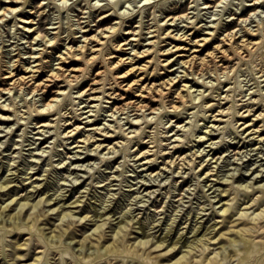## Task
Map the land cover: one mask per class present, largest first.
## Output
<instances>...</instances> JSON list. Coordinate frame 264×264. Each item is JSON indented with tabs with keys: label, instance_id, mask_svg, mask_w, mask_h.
<instances>
[{
	"label": "rangeland",
	"instance_id": "rangeland-1",
	"mask_svg": "<svg viewBox=\"0 0 264 264\" xmlns=\"http://www.w3.org/2000/svg\"><path fill=\"white\" fill-rule=\"evenodd\" d=\"M5 1H9V0H0L1 8L8 5L14 7L17 6L16 10H14L12 13L7 12V15L4 17V19L0 20V49L3 48L5 50V53L8 51L6 60H11V64L16 63L18 61L19 55L17 53L20 50L22 51L25 57H29L31 55V51H35V49L37 48L45 47L46 41L44 42L45 39L42 38L45 35H47V33H48L47 37L49 38L54 36L55 32L59 30V28H54L56 26L61 25L60 28L64 30L62 35L66 37L70 32L69 30L70 27L72 26L71 24H73L72 26L73 28L76 27L77 29H80L79 21L83 19V20H87V22L85 21L86 23H84L83 25L87 24L89 21L91 24H88L87 27L89 28L92 26L94 28L93 31L86 32V34L88 36L95 34L97 31H99V29L95 30V28L98 27L96 23L100 19H102L101 17L103 13H106V11L112 13L111 15L112 23L119 20V14L123 16L124 13H126L125 16L127 17L126 18L127 20L130 19L131 17L136 16L134 22L126 21L125 23L126 27L129 28L128 30L134 31L135 33L140 31V25L142 23L141 21L143 20L144 25L146 26L144 30L147 32L145 34L146 37L154 33H157L156 31L149 32L150 30L157 28L156 26L152 27V25H154L156 22L155 15L158 17V19L162 20L161 23L162 24L164 23L165 27L174 29L175 32H179V33H183L187 31L189 28L190 31H195L197 30V28L195 26L191 28L190 26L192 24L195 25L196 23H199V27H202L200 31H198L197 34L194 35L189 34L190 36H194V38L197 39H201L202 37L208 36L209 34H207V32L212 31L214 29L213 25L215 26L217 22H220V24H222V27L224 29L228 27L230 29L235 27L239 32L238 35H244L246 33L245 30L246 24L248 28H252V29H255L259 25L264 24V3H261L262 0L259 3H257L255 6L252 4L254 0H224L219 2V5L215 7H209V5H213L216 3L215 0H159L156 7L153 6L157 2L156 0H151L149 5L145 4L146 2L144 0H19V2L16 4L9 2L5 3ZM205 1H208L209 3L206 4ZM115 2H117L116 7L113 6ZM104 7L107 8H105L104 10H98L99 8L101 9ZM177 7H183V8L185 7L183 11L187 12L189 15L188 16L185 15L186 17L176 19L175 21H173L172 19H170L172 14L169 15V13L171 12L172 9H175ZM244 11L245 13H243ZM92 12H93L92 14L93 16L91 17L90 15ZM0 13H2V11H0ZM248 15H250L248 20L244 21L243 17ZM81 16H87V17L79 19V17ZM193 21H195L196 23H193ZM111 22L107 24H112ZM32 23L34 25L30 29V31H25L23 27L26 26L28 28V26ZM171 23H173L174 25H171ZM177 24H179L180 26H175ZM105 26L106 24L102 25L101 28ZM148 26H151V29L148 28ZM39 27L41 29L40 31L41 35L36 40H33L32 34L35 32V29ZM179 27L181 29L177 30V28ZM83 33H84L83 31H79L77 35H82ZM132 37L136 38L138 36L128 34V38H132ZM155 38L156 37H151L149 39H142V40L144 43H148L149 41ZM39 39H40V43H37ZM79 39H84V37L79 36ZM69 40L70 38H68L66 41H63L66 44V46L68 44L73 43V42L68 43ZM135 42L136 40L134 41V43ZM163 43H166L164 45H167L168 47H172L173 44L176 43L177 45H182L186 47L193 46L192 49L196 47L199 48V46L195 44L196 43L195 40L189 43L185 40H175L173 38H167V40L163 41ZM19 46L20 49L17 48ZM31 46L33 47L32 49ZM129 46L132 47L133 45H129ZM147 47H149V44H146L144 47H140L138 49H143ZM212 49L213 48L209 46L207 48H204L203 51L200 52L197 51V53L201 56H204L207 51ZM64 50H65L64 46H61V49H56L53 47L48 48L47 50L48 53L52 55V62L49 63L50 66L48 63L44 62V67H43L44 73L42 74L43 78L45 77V73L52 66L57 67L58 65H63L65 66V68H72L81 65L82 62H59L60 59H58V56ZM128 51H132V49H128ZM189 52L190 51L187 50H180L172 55H175V58H177L178 54L183 53L184 55H188ZM127 55H129V53L126 54V56ZM153 56H155V54ZM170 56L171 55L169 56L162 55L161 58L165 59ZM149 58H152V56H148L144 58L141 62H137V64L139 65H142L144 63L148 64V67L144 68L143 70H139L137 72L138 78L142 77L139 80L140 81L139 83L141 82H143V84L146 83L152 84L153 82L159 83L163 78H168L169 76H176V74L182 75L184 73L185 68L181 62L175 63L173 67H170V69L175 71L173 73L167 70L168 65H161L160 62H147V59ZM31 59H35V58H31ZM29 60L30 59L28 58L27 64ZM245 60L244 61L242 60L243 62L240 61L239 64H237L236 62H232V65H234L233 66L234 69L231 70L229 75H225L224 73L220 72V74L216 76V74L212 72L202 76L204 81L207 80L208 85L210 84L212 85V86L210 85L209 89L204 85L200 84L199 82H196V78L191 79L189 81V84H193V88L195 89L194 94H196L197 97H199V93H198L199 91L205 90L204 88L208 89L206 91L205 100H208L210 103L215 102L218 108L219 106L217 104L220 101L219 100L221 97L220 94H222V96H225L227 93H229L232 94L231 95L232 97L230 96L229 99L233 98L230 101H228L227 98L221 99L222 100L221 105L223 107L230 106L235 98V100L237 99V103H240V105H237L238 109L241 108L242 105L249 103L252 100L250 99L251 96L257 99L262 98L263 100H261V103H253L254 110H252L251 113L256 112L257 114L260 112H264V96L261 94V91L264 90V74H262L264 73L263 51L254 55L252 58ZM107 65L108 62H101V63L99 62L98 64L91 65L90 68L92 69V71L95 70V73H97V71L104 69ZM126 66L127 64L118 65L117 71L120 70L125 71ZM21 67L22 65H19L20 70L18 71L17 68L15 69L17 76H20L23 73H25L24 70H21ZM112 71L113 69L109 70L108 72L112 74L113 73ZM100 74L102 73L99 72V74H97L96 77L99 78L101 76ZM137 74L130 75V77L132 76L136 77ZM215 77L218 79H216ZM211 80L212 83H210ZM100 81L103 82L92 85H94L95 87L100 86L106 80H100ZM110 81L111 83L107 84L106 86L108 87V90L112 91L114 88H117V86L115 85L114 79H111ZM4 83L5 81L0 78V87L4 86ZM65 83L66 82L64 81H60L59 85ZM229 85H232V87ZM89 86L90 85H88V82H84L83 80L81 84L78 85V87L77 86L73 87L70 93L66 95L67 97H65V99L63 100V105H62L63 107H61L60 109L64 108L63 112L67 111L66 115H68L67 117L70 118L69 122L71 123L75 122L76 124H81L82 126H85L87 129L86 131L87 134L89 132H93V129H90L91 127L99 126L100 128H98V131L100 132L97 133L96 138H100V139L106 136L105 134H103L105 133V131L107 130L112 131L111 128L117 129L120 126H123V128H125L124 132L127 133L130 132L128 134L129 136L131 134L137 135L134 137H127L120 135L119 137L112 139L110 145L114 144L117 140L121 141L116 146V150L118 151L114 152L109 150V148L103 149V147H101L100 150L95 152V155H99V156H94L92 159H84V157H86L89 152L91 153V150H88L87 144H85L86 142L79 141V143L78 142L72 143L75 137L66 138L65 133H63L65 135L58 134L57 130L55 129L56 127L45 128V130H49V132H45V133H54V136L50 137L48 141L41 144L42 137L44 135L41 134V130H43L44 127H39V125L41 124V122L51 120V118L58 116V114H53L50 116V118L38 119L36 118L37 116L35 114H32L30 112L31 109L27 111V109L30 108L28 106L30 104H34L35 102L40 107L42 106L43 101L41 100V95H34L33 93H31V91L28 90V88H26L23 91L25 96L23 92H21L20 90L18 91L17 89H14L10 93H4V96L2 98V100L7 99L5 101L6 103L8 102L10 103L12 101V106L13 103H15L16 101V103L18 104L16 103L15 104L17 106V109L20 110V112L19 115H15L14 114L15 112L11 113V111L10 112L8 111L4 114L12 115L10 118L13 117L16 118V120L0 121V181L1 180L5 181L6 179H10V178L12 179L11 185L9 186L8 189L6 188L4 190H0V205L6 206L7 204H9L12 206V208H10L11 206L8 207L7 211L4 212L3 216L0 217L1 222H3L8 217L7 213L9 212L16 213L20 209V205L17 204V199L23 197V195L25 196L31 195L30 196L31 202H35L42 197L45 199L47 197L48 198L53 197V200L51 202H46V203L43 202L38 208H36V209H41L42 212L44 213L48 212V214L42 216V219L38 222L39 223L38 226L39 225L42 226V228H44L45 231L48 232L47 235H50V231L53 227H55V225L65 223L70 219L71 220L73 219L74 221L73 227L69 229L71 230V235L75 236L71 245L72 247L68 248V246L66 245L68 241L70 242V238H66V237L63 243L61 244L59 242L56 243L57 246L56 245L45 246L43 243L42 246L36 248V252L34 253L35 255L42 254L43 252L46 254L45 259L40 264H67L66 261H68L69 264H77L76 256H74V254L75 255L78 254L77 248L79 249V243L77 241L79 239H82L85 235L94 232L96 221L97 223L99 222L104 223V228L106 229L107 237H108L107 239H109V241H112L113 239H111L110 237H113V234H115L116 232L115 230H113V228L118 223H120L124 218L128 217L131 219L133 217L134 220L131 221L132 224L128 225L130 232L128 234V238H130V243L134 242L135 244H137L139 240L143 237L144 230L146 234L149 235V237H154V241L157 240L159 237L165 236V234L169 233V231L171 230L169 236L171 238L168 240V242H170V240L175 241L176 239H179L183 235L184 237L182 240H184L185 238L193 240L197 237V235H195L196 227L198 230V227L200 226L201 227L200 230L204 229L205 231L207 227L211 225L215 226V224L218 225L216 226L218 228H216L214 232L217 229H219V227H221L220 229H222V231H226L229 237L233 238L236 235L231 234V231L228 229V226L232 224H238L244 219H247L248 221H252V222H257L260 220V219L252 220V217L253 216L257 217L258 213L264 212V137L261 138V136H264V133L258 136L257 134L259 133L249 134L250 130H248L249 133L246 131L244 132V136H242L244 131L242 130L243 125L241 126L242 128L239 127V130L233 127L234 125H236L237 121H239V123L237 124L238 126L241 124V122L244 121H252V122L257 121L256 127L261 126L264 123L263 114H262L263 116L262 115L260 116V119L258 118L253 120L251 118L253 117L256 118V117L255 115H252L250 118L249 116L236 117V119L233 121L234 124L233 123L228 124V121L223 122L221 124L222 126H224L223 129L221 128L220 130L217 131L214 130V132H212V133H220L217 137H215V139H213L215 142L216 141L217 142L211 143V140L208 142H204L203 140V139L205 140L208 139L211 135H208V137L203 138L202 142L200 141L198 135L199 136L205 135L206 129L208 130V128L209 129L212 128L213 127L211 126L212 124L214 123L219 124V122H217L216 120H210L209 118H205L204 116H202L201 113L204 114V112L207 109L208 112L210 113H219V109L213 111L216 106L214 108L206 107L204 109L205 107L203 106V104H205L203 101L204 97L203 98L201 97L200 98L201 100H199V98L198 99L196 98L195 103H190L192 105H190L189 109H187L188 113H185V115L188 114L190 117H184L181 120H177L178 116L176 114H171V111L163 112V113L162 112L151 113L150 112L151 110H146L145 113L147 117L149 116V119L153 117V119H151L150 121L145 122V119L143 118L141 120L142 122H140L142 123L143 126L142 129L144 130V131L141 130L142 134L145 137V140L149 142L147 145V144H141V142L139 141L140 136H138L139 133L138 134H136V132L133 133V129L138 128V125L131 126L132 123L129 122L130 118L136 117V114H134L135 111H130V109H128L125 110V112L123 111L113 112L114 107L112 108V105H114L113 101H115V98H111L108 96L105 97L106 101H103L102 104L103 106L101 108L102 110L98 113V116H90L89 118H83L84 116H88L91 113L93 114L97 113L96 112L97 107H94V109L96 108L94 111L91 110L87 113H84L83 117L78 116L79 118H81V120H76L75 112H74L76 109L78 110V112L92 109L91 106L87 108H81L82 106L87 105L88 104L87 102L82 103V105H79L78 103L82 100L81 97H78L79 89L81 87L87 88ZM112 86L114 88H109ZM234 87L235 90H233ZM196 88H198L199 90L198 89L196 90ZM117 90L119 92H123L128 96L130 95L129 92L124 91L123 88L121 89L118 87ZM16 91L17 93H15ZM255 91H257V93H255ZM71 94L73 97L71 96ZM93 94L103 96V93H101V91L95 92ZM245 94L247 95L245 96ZM208 95L209 96L211 95L212 97L210 98L208 97ZM84 98H88V97L85 95ZM134 98H136V96ZM25 99L26 102L28 103L25 102ZM32 99L35 102L32 101ZM73 99L76 100L75 104ZM99 102L97 100H93L91 104H97ZM248 107L249 106H245L244 109L242 108V110H245ZM196 110L198 111V113ZM140 111L139 113H141ZM194 111L195 113H197L196 116ZM127 116L129 118H127ZM221 116L224 119L226 118L228 119L229 117L227 115L218 114V117ZM141 117H143V114H141L140 118ZM20 118L22 119L20 120ZM90 118L92 119L98 118L100 119V121L96 123H87L86 121ZM190 118H192V120H190ZM118 119L120 120L117 121ZM211 119H213V117ZM21 121H23V123L25 124L22 125ZM38 121L39 123H37ZM51 121L52 124L54 125L53 120ZM64 122L65 120H62L61 123L64 126L61 128L60 131H67L69 129H72L73 126L75 127V125H70L68 126L67 130H65L67 125L64 124ZM143 122L145 123L143 124ZM193 122L194 123L199 122L201 125L199 124V126H195L196 128H193V125H190L193 124ZM106 124L109 125L110 128H105V126H107ZM179 124H186V127L180 126L179 128V126H177ZM165 125L168 126L170 125V126L167 127ZM191 131L192 133H195V135H192ZM158 136L160 137V139L158 138ZM176 136L178 139L176 138ZM83 137H85V135L79 136L78 139ZM173 137L175 138V140ZM254 138L257 139L254 140ZM109 141L110 139L104 142L105 144H107ZM238 141H240L241 143H239L238 147H236L235 143H238ZM177 143L180 146L181 144H183V147H181V150L178 152H176L177 148L174 146ZM75 144H80L83 146L74 147ZM151 144L154 146H151ZM231 144L233 145L232 147ZM88 147L93 148L95 147V145L88 144ZM148 148H153V150H151L150 153H154L159 149L158 152L159 166L151 170H148L150 165H146V166L141 165V162H143L145 159H139V156L137 155L140 152V149L143 151ZM194 149L199 150V156L197 157L195 155L196 164L192 163V161H190L191 164H188L185 161L191 160V156L195 152ZM104 151H106L105 154L103 153ZM107 151L109 154L107 153ZM236 151L239 152L236 153ZM164 152H170V154L169 155L164 154ZM92 153L94 154V152ZM101 153H103L104 155H102ZM173 154H175V156ZM179 154H181V157L178 158L176 163L172 164V166L171 164H168L166 162L167 159H168L167 161H170L171 159H176L177 158L176 155ZM105 156H110L111 158L109 157L110 159H108V157L106 158ZM153 156L154 155H149V157H153ZM79 157H83L81 158L82 160H77ZM183 157H186V159H182ZM203 158H205L206 160ZM126 159L127 160L131 159V160L127 161ZM203 161H204V166H207L209 168V169L205 168V171H207V169L210 170L212 168L213 174H211L212 176L207 175L208 178L206 177V172L203 171L204 168H201L200 162ZM177 162L179 163L177 164ZM192 164H194L195 166ZM197 164L199 165V167ZM145 167L148 168L144 170ZM177 170L179 171L181 170L182 173L178 172ZM151 171L154 174L156 172L155 174L156 176L154 178H156L157 181H154V178H151L152 177L150 175ZM158 171H160V174H157ZM145 177L148 179L151 178L152 181H154V183H156L157 185H154L151 188H149L150 190L144 189V186L141 187V184L143 183L142 181H144L143 179ZM214 177L216 179H214ZM148 179L147 181H149ZM183 180L185 181L183 182ZM152 181H149V183ZM33 184H35L36 186L35 185L33 186ZM224 189H228V191L224 192L223 191ZM13 197H18V198L12 200ZM74 199L75 200L82 199V201L77 206V203H70L72 202V200L75 201ZM257 199H259L258 200L259 202L257 201ZM225 202L229 203L231 206L229 213L234 214L232 217V219H235L234 222H226L224 219L225 217L222 216L221 210L223 209V205H227L224 204ZM58 203L60 204L62 203L63 207L61 206V208L59 209L57 208L53 209V207L58 205ZM253 204H255V206ZM258 205L260 206L258 207ZM27 209L28 212L30 211L33 212L36 210L33 209V207H31L30 204L25 208V211ZM62 209L63 211L72 210L73 211L71 216L72 218H70V216L64 219L60 218L61 215L63 214L60 213ZM217 209L220 210L221 212H218ZM95 211L96 212L99 211L100 214H103V216L101 217L97 216V218L95 217V219H91L92 215L93 217L95 216L96 213ZM244 212L250 217L247 218L246 216L244 217V219H241L242 214H245ZM138 219H142L144 221V225H145L144 230L138 228L140 224V223L138 224L137 222ZM8 221H10V219ZM245 226L250 228V224L244 225L242 223L236 227L243 228ZM74 227L75 229L72 231ZM214 232L213 231L209 232V234L203 237V239L206 238L207 236L209 238L214 234ZM29 236H30L29 234H24L22 237H20L19 235L8 236L5 235V230L4 231L0 230L1 248L12 250L13 247L12 243L9 244L7 240H9V242H11V240L12 242H17L16 245L18 246L19 243L26 241L27 239L29 240ZM36 236L38 237L39 235ZM208 238L206 239V242L204 244L206 248L200 245L196 249H193L194 253L196 254L194 256V258L196 257L194 261L195 263L198 262L197 260L203 259V256L206 253H209V257H214L216 255H219L220 258V256H222L219 254L220 251L222 250V244L230 243L229 239H226V241H223L222 243H217L218 240L216 238H212L211 240H208ZM66 239L68 241H66ZM242 243H243L242 241H239V244L235 246L232 245L229 247V249L238 248L240 245H242ZM96 244L97 241L94 238L93 242L90 244L93 247L92 249L96 248ZM179 244H182V242H180ZM100 246H102V244ZM85 247L86 246H84L81 250H79V252L84 251L86 249ZM55 248L57 250H55ZM101 248L103 249V247ZM185 248L182 247L181 249L184 252H186V250H184ZM62 250L66 253V257L60 255L59 251ZM165 250L166 249L163 250L157 249L155 250L154 254L164 252ZM183 251L180 252V254L183 253ZM128 259L127 261L119 260V262H117L116 264H152L153 263L150 259L148 262V260L146 261L142 257L141 258L129 257ZM3 261L4 259L2 260L0 259V264L3 263ZM31 261L32 258L26 260L25 262L29 263ZM249 261L250 260L246 258L245 262L249 263ZM23 262L24 261H19L18 264H21ZM235 263H238V261L237 262L235 261L234 264ZM94 264H96V262H94Z\"/></svg>",
	"mask_w": 264,
	"mask_h": 264
},
{
	"label": "bare ground",
	"instance_id": "bare-ground-1",
	"mask_svg": "<svg viewBox=\"0 0 264 264\" xmlns=\"http://www.w3.org/2000/svg\"><path fill=\"white\" fill-rule=\"evenodd\" d=\"M144 1L146 2L145 4H148V5L151 2V0H144ZM156 1H157L156 4L153 5L154 7L157 6V3L159 0H156ZM221 1H224V0H215L216 3L213 5H209V7H215V6L219 5V2H221ZM260 1L261 0H254V2L252 4L255 6ZM6 2L16 4L19 2V0H9V1H5V3ZM205 3L207 4L209 2L205 1ZM261 3H264V0H262ZM114 4H113V6L116 7L117 2H115ZM256 7H255V9H256ZM105 8H107V7H104L101 9L99 8L98 10H104ZM16 9H17V6L14 7V6L8 5V6L1 8V5H0V11H2V13H0V20L4 19V17L7 15V12L12 13ZM184 9H185V7L184 8L183 7H177L175 9H172L171 12L169 13V15L172 14L170 19L175 21L176 19L186 17L185 15L188 16L189 14L187 12L183 11ZM255 12H256V10H255ZM130 13H132V12H130ZM243 13H245V11ZM92 14H93V12L90 15L91 17L93 16ZM125 14L126 13H124L123 16L119 14V20L112 23L111 22L112 13L109 11H106V13H103V15L101 17L102 19H100L96 23V25L98 27L95 28V30L99 29V31H97L95 34H93L91 36H88L86 34V32H91L94 30V28L92 26L89 28L87 27L88 24H91V23L88 21L87 24L83 25L84 23L87 22V20H83L82 18H85L87 16L79 17V19H82L79 21L80 29H77L76 27L73 28L72 27L73 24H71L72 26L70 27V30H69L70 32L68 33V36H66V37L62 35L64 30L62 28H60L61 25L56 26L54 28H59V30H57L55 32L54 36L49 38V37H47L48 36V33H47V35H45L42 38V39H45L44 42L46 41L45 47L37 48V49H35V51H31V55L29 57H25L23 55L22 51L20 50L17 53L19 55L18 61L16 63H13V64H11V60H6L8 51L6 50L7 52L5 53V50L3 48L0 49V78L5 81L4 86L0 87V95H1L0 96V121H2V120H9V121L10 120H16V118H13V117H12L13 119L10 118L12 115H5L4 114L8 111L9 112L11 111V113L15 112L14 113L15 115H19V112H20V110L17 109L16 104H18V103H16V101H15L16 104L13 103V106H12V101L10 103L9 102L6 103L5 101L7 99L2 100L4 93H10L14 89H17L18 91L20 90L21 92H23L26 88H28V90L31 91V93H33L34 95H41V100L43 101V103H42V106L40 107L32 99V101H34L35 103L30 104L28 106L30 108L27 109V111H29L31 109L30 112L32 114H35L37 116L36 118H38V119L50 118L51 115L58 114L57 117L51 118V120H53V122H54V125L52 124L51 120L41 122V124L39 125V127H44L43 130H41V134H44L42 137L41 144L45 143L46 141H48V139H50V137L54 136V133H45V132H49V130H45V128L46 127H49V128L56 127L55 129L57 130L58 134L65 133L66 135L65 134H63V135H65L66 138L75 137V139L72 141V143L73 142L79 143V141L86 142L85 144H87V148H88V150H91V153L89 152L88 155L86 157H84V159H92L94 156H99V155H95V152L100 150L101 147H103V149L109 148V150L114 151V152L118 151V150H116V146L121 141L117 140L114 144L110 145V142L112 141V139L119 137L120 135L121 136H127V137H134L137 135L131 134L129 136L128 134L130 132L129 133L124 132L125 128H123V126H120L117 129L111 128L112 131H109V130L105 131V133H103V134H105L106 136L104 138L100 139V138H96L97 133L100 132V131H98V128H100L99 126L91 127L90 129H93V132H89L87 134L86 133L87 129L85 126H82L81 124H76L75 122H73V123L69 122L70 118L67 117L68 115H66L67 111L63 112L64 108L63 109H60V108L63 107L62 106L63 100L65 99V97H67L66 95H68L70 93V91L72 90L73 87H76V86L78 87V85H80L83 80H84V82H88V85H90V86L87 88H82V87L80 89L78 88L79 89L78 97L82 98V100L78 103H79V105H82V103L87 102L88 103V104L86 103L87 105H84L82 107L80 106V107L81 108H87V107L91 106L92 109L85 110L82 112L81 111L78 112V110L76 109L74 111L76 120H81V118H79L78 116L83 117L84 113H87L91 110L94 111L96 109V108L94 109V107H97V109H96L97 113L93 114L90 112L91 113L90 115L84 116L83 118H89L90 116H98V113L102 110L101 108L103 106L102 105L103 101H106L105 97L108 96L111 98H115V101H113L114 105H112V108L114 107L113 112H117V111L118 112L119 111L125 112V110H128V109H130V111H135L134 114H136V117L135 118L132 117L129 119V122L132 123L131 126L138 125V128L133 129V133L134 132H136V134L139 133L138 136H140L139 141L141 142V144H147L148 145L149 142L145 140V137L142 134V131H144V130L142 129L143 128L142 123H140V122H142L141 120L143 118L145 119V122L153 119V117H151V119H149V116L147 117V115L145 113L146 110H151L150 111L151 113H154V112L155 113H160V112L163 113V112L171 111V114H176L178 116L177 120H181L184 117H190L188 114L185 115V113H188L187 109H189V106L192 105L190 103H195L196 98L197 99L199 98V100H201L200 99L201 97L202 98L204 97V100H203L205 103V104H203V106H205L204 109L206 107L207 108H214L216 106L215 102L210 103L208 100H205L206 91L210 88L211 84L208 85L207 80L204 81L202 76H204L205 74H208V73H212V72H214L216 74V76H218L220 74V72L224 73L225 75H229L231 70L234 69V67H233L234 65H232V62H236L237 64H239L240 61H242V60L244 61L245 59L252 58L254 55H256L262 51H263V55H264V24L259 25L255 29L248 28L247 24H246V27H245L246 33L244 35H238L239 32L235 27L231 28V29L229 27L224 29L222 27V24H220V22H217V24L215 26L213 25L214 29L212 31H209V32L206 31L207 34H209L208 36L202 37L201 39H197V38H194V36H190L189 34L194 35V34H197L198 31H200V29L202 27H199V23H196L195 21H193V23H196V24L195 25L192 24L190 26L191 28L195 26L197 28V30L190 31V28H189L187 31H185L183 33H179V32H175L174 29H171L169 27H165L164 23L163 24L161 23L162 20L158 19V17L155 15L156 22L154 25H152V27L156 26L157 28L150 30L149 32L156 31L157 33H154V34L146 37L145 34L147 32L144 31L146 28V26L144 25V21L143 20L141 21L142 23L140 25V31L135 33L134 31L128 30L129 28L126 27L125 23H126V21L134 22V20L136 19V16L131 17L130 19L127 20L126 19L127 17L125 16ZM154 14H155V11H154ZM199 14H201V13H199ZM250 15L243 17V20L247 21ZM110 22L112 24H107ZM39 23H40V21H39ZM104 24H106V26L101 28V26ZM33 25L34 24L32 23L28 26V28L26 26H24L23 28L25 29V31H30V29L33 27ZM171 25H174V24L171 23ZM175 26H180V25L177 24ZM82 28H83V30H82ZM148 28L151 29V26H148ZM178 29H181V28L179 27V28H177V30ZM40 31H41L40 27L35 29V32L32 34L33 40H36L41 35ZM79 31H83L84 33L82 35H77V33ZM128 34L136 35L138 37L128 38ZM79 36L84 37V39H79ZM151 37H156V38L149 41L148 43H144L142 40V39H149ZM68 38H70L68 43L69 42H73V43L68 44L66 46V44L63 41H66ZM167 38H173L175 40H185L189 43L192 42L193 40H195V42H196L195 44L197 46H199V48L196 47V48L192 49L193 46L192 47H186V46H182V45H177L176 43L173 44L172 47H168L167 45H164L166 43H163V41H166ZM135 40H136V42L134 43ZM37 43H40V39H39V41H37ZM146 44H149V47L143 48V49H138L140 47H144ZM129 45H133V46L130 47ZM61 46H64L65 50L59 54V56H58V59H60L59 62H82L81 65L76 66V67H72V68H65V66H63V65H58L57 67L52 66L45 73V77L43 78L42 74L44 73V68H43L44 62H46L48 64L50 62H52V55L50 53H48V51H47L48 48L53 47L56 49H61ZM209 46H211L213 49L207 51L204 56H201L197 53V51L198 52L203 51L204 48H207ZM135 47H137V48H135ZM17 48L20 49V46ZM32 48L33 47L31 46V49ZM128 49H132V51L133 50L134 51L133 52L128 51ZM180 50H187L190 52L188 55H184L183 53H180V54H178V57L175 58V55H172V54H175L177 51H180ZM128 53H129V55L126 56V54H128ZM154 54H155V56H153ZM162 55H168V56L171 55V56L167 57L165 59H162L161 58ZM148 56H152V58L147 59V62H160L161 65H168L167 70L169 72H173V73L175 71L170 69V67H173V65L175 63L181 62L185 68L184 73L182 75L176 74V76H169L168 78H163L159 83H154V82L152 84H147V83L143 84V82L139 83L140 82L139 80L142 77L138 78L137 72L139 70H143L144 68L148 67V64L144 63L142 65H139V64H137V62H141L144 58H146ZM184 56H187V57H184ZM47 57H49V58H47ZM28 58L30 60L28 61V64H27ZM31 58H35V59H31ZM99 62L100 63L101 62H108V65L104 69L97 71V73H95V70L92 71L90 66L98 64ZM163 62H165V63H163ZM121 64H127V66L125 67V71L124 70L123 71L122 70L117 71L118 65H121ZM19 65H22L21 70H24L25 73H23L20 76H17L15 69L17 68V71L20 70ZM12 66H14V67H12ZM49 66H50V64H49ZM111 69H113L112 74L110 72H108ZM99 72H101L102 74H100L101 76L99 78H97L96 75L99 74ZM133 74H135V75L137 74V76L136 77H134V76L130 77V75H133ZM262 74H264V73H262ZM231 75H233V74H231ZM195 78H196V82H199L200 84H202L208 88V89L204 88L205 90H201L199 92L197 91L199 93V97H197V95L194 94L195 89L193 88V84H189V81L191 79H195ZM111 79H114L115 85L117 86V88L118 87L121 89L123 88V90L129 92L130 95L128 96V95L124 94L123 92H119L117 90V88H114L113 86L109 87V88H114L112 91L108 90V87L106 85L111 83V81H110ZM126 79H127V81H126ZM216 79H218V78H216ZM227 79H229V78H227ZM100 80H106V81L103 84H101L100 86L95 87L94 85H92V84H99L100 82H103ZM60 81H64L66 83L59 85ZM258 82H259V80H258ZM210 83H212V80ZM220 86H218V87H220ZM229 86L232 87V85H229ZM55 87H58V88H55ZM256 87H257V85H256ZM197 89L198 88H196V90ZM251 89H252V87H251ZM233 90H235V87ZM99 91H101V93H103V96L93 94V93L99 92ZM253 92H254V89H253ZM15 93H17V91ZM255 93H257V91H255ZM23 94H24V92H23ZM261 94L264 96V90L261 91ZM85 95L88 98H84ZM211 95L210 96L208 95V97L211 98L212 97ZM231 95L232 94H229V93H227L225 96H222V94H220V96H221L219 99L220 101L217 104L219 106V108L216 106L213 110V111H215L216 109H219V113H210V112H208V109L204 112V114L201 113L202 116H204L205 118H209L210 120H216L217 122H219V124H216V123L212 124L211 125V126H213L212 128H210V129L208 128V130L206 129L205 135H203V136L198 135L201 142H202L203 138H206V137H208V135H211L208 139H206V140L203 139V140H204V142H208L211 140V143H214L215 141L213 139H215V137H217L220 133H212V132H214V130L215 131L220 130L221 128L223 129L224 126L221 125L223 122L228 121V124H231L236 119V117H247V116H249V118H250L252 115H255L256 118H254V117L251 118L254 120V119H258V118L260 119V116L262 114L264 115V112H260L257 114H256V112L251 113L252 110H254V108H253L254 104L253 103H261V100H263L262 98H258V99L253 98V96L250 97V99H252V100L249 103L242 105V107L239 109H238L237 105H240V103H237V99L235 100V98H234V100L230 106L223 107L221 105V103H222L221 99L227 98L228 101H230L231 99H233V98L229 99V97ZM246 95L247 94H245V96ZM24 96H25V94H24ZM71 96H72V94H71ZM135 96H136V98H134ZM93 100H97L98 102L100 101L99 102L100 105H99V103L91 104L93 102ZM118 100H119V102H118ZM27 101H29V100H27ZM73 101L75 104L76 100L73 99ZM25 102H26V99H25ZM225 102H227V101H225ZM26 103H28V102H26ZM66 106H67V104H66ZM245 106H249V107L245 110H242V108L244 109ZM261 106H259V107H261ZM13 107H16V108H13ZM140 110H142L143 113ZM202 110H203V108H202ZM139 111L141 113H139ZM194 113H195V111H194ZM197 113H198V111H197ZM197 113H195V116L197 115ZM113 114H115V113H113ZM141 114H143V117L140 118ZM218 114L227 115L229 117H228V119L227 118L224 119V118H222V116L218 117ZM153 115H155V114H153ZM129 117H130V115H129ZM129 117L127 116V118H129ZM212 117H213V119H211ZM21 119L22 118H20V120ZM114 119H116V118H114ZM62 120H65L64 124L67 125L65 130H67L68 126H70V125H75V127L73 126L72 129H69L67 131H60L61 128L64 126L61 123ZM119 120L120 119H118L117 121H119ZM190 120H192V118H190ZM98 121H100V119L90 118L86 122L87 123H96ZM21 122H22L21 123L22 125L25 124V123H23V121H21ZM145 122H143V124ZM158 122H159V120H158ZM37 123H39V121ZM188 123H189V121H188ZM238 123H239V121L236 122V125H234L233 128H236L237 130H239V127H241L243 125L242 130H244V131H243V135L241 134L242 136H244V132H246V131L248 132V130H250V133L248 132L249 134L259 133V134H257L258 136H260L261 134L264 133V123L261 126H257V127H256L257 121L256 122L244 121V122H241V124L239 126L237 125ZM166 124H168V123H166ZM199 124H200L199 122H197V123L193 122V124H190V125H193V128H196L195 126H199ZM165 126L169 127L170 125L169 126L165 125ZM177 126H179V128H180V126L186 127V124H179ZM105 128H110V126L107 125V126H105ZM164 129H165V127H164ZM191 133H192V131H191ZM83 135H85V137L78 139L79 136H83ZM192 135H195V133H192ZM159 136H158V138L160 139ZM169 136H170V134H169ZM263 137L264 136H261V138H263ZM167 138H168V136H167ZM176 138H177V136H176ZM60 139H62V138H60ZM109 139H110V141L107 144H105L104 141H108ZM255 139H257V138H254V140ZM174 140H175V138H174ZM239 143H241V142L238 141V143H235L236 147H238ZM88 144L89 145L90 144L95 145V147H93V148L88 147ZM164 144H165V142H164ZM187 144H188V142H187ZM77 146H83V145H80V144L74 145V147H77ZM151 146H154V145L151 144ZM174 146L177 148L176 152H178L181 150V147H183V144H181V146H180L177 143ZM232 146L233 145L231 144V147ZM259 146H261V145H259ZM184 147H185V145H184ZM252 148H254V147H252ZM122 150H123V148H122ZM151 150H153V148H148V149H145L143 151L140 149V152L137 154L139 156V159H145L143 162H141V165H143V166L150 165L149 168L147 167L148 170L155 169L156 167L159 166V163H158L159 162V156H158L159 149L157 151H155L154 153H150ZM217 150H219V149H217ZM108 151H107V153H108ZM160 151H162V150H160ZM164 151H166V150H164ZM92 152H94V154ZM105 152L106 151H104L103 153L105 154ZM238 152L239 151H236V153H238ZM99 153H97V154H99ZM103 153H101V154L104 155ZM164 154L169 155L170 152H164ZM190 154H191V152H190ZM134 155H135V153H134ZM149 155H154V156L149 157ZM173 155L175 156V154H173ZM173 155H172V157H173ZM195 155L197 157L199 156V150L198 149L195 150V152L192 154L191 160L185 161V162H187L188 164H191L190 161H192V163H195V161H196ZM176 156H177L176 159H171L170 161H167L168 160L167 159L166 162L168 164H171V166H172V164L176 163L177 159L181 157V154L176 155ZM202 156H201V158H202ZM105 157L106 158L108 157V159L111 158L110 156H105ZM242 157H244V156H242ZM81 158H83V157H79L77 160H82ZM139 159H137V160H139ZM182 159H186V157H183ZM189 159H190V157H189ZM203 159H205V158H203ZM129 160H131V159H129ZM129 160H127V161H129ZM111 163H112V161H111ZM128 163H130V162H128ZM178 163L179 162H177V164ZM183 164H184V162H183ZM200 164H201V168H204L203 171H205V168H208L207 166H204V161L200 162ZM192 165H194V164H192ZM190 167H191V165H190ZM198 167H199V165H198ZM147 168L145 167L144 170H146ZM215 168H213V169H215ZM208 169H207V171H205L206 177H207V175L213 174L212 168L210 170H208ZM162 170H163V167H162ZM177 171L182 173L181 170L180 171L177 170ZM153 174L154 173L151 171L150 172V175L152 176L151 178H154L156 176L155 175L156 172L154 175ZM157 174H160V171H158ZM139 176H140V174H139ZM161 176H162V174H161ZM181 176H183V175H181ZM145 178L143 179L144 181H142L143 183L141 184V187L144 186V189H149L152 186L157 185L156 183H154V181H157L156 178H154V181H152L151 178H149V179L148 178L145 179ZM203 178H205V177H203ZM147 179L149 181H152V182L149 183V181H147ZM214 179H216V178L214 177ZM139 181H141V180H139ZM184 181L185 180H183V182ZM11 182H12L11 178L6 179L5 181L1 180L0 181V190H4L6 188L8 189L9 186L11 185ZM159 182H160V180H159ZM207 182H208V180H207ZM35 184H33V186ZM166 184H168V183H166ZM211 184H209V185H211ZM223 191L226 192V191H228V189H224ZM224 192H223V194H224ZM30 196L31 195H27V196L23 195V197H20V198L13 197L12 200H15L16 198H18L17 204L20 205V209L16 213H12V212L7 213L8 217L3 222H1V220H0V230H3V231L5 230V235H8V236L9 235L10 236L19 235L20 237H22L24 234L30 235L29 240L27 239L26 241L19 243L18 246L16 245L17 242H12V240H11V242H9V240H7V242L9 244L12 243V246H13L12 250H7L5 248L2 249L1 245H0V256H2V257H0V259L1 260L4 259L3 263H1V264H18L19 261H24L21 264H40L45 259L46 254L43 252L42 254L35 255L34 253L36 252V248L42 246L43 243L45 246H49V245L55 246L56 243H58V242L61 244L64 242L65 237L70 238V242L66 239V241H68V243H66L68 248L72 247L71 245H72V242H73V239L75 236L71 235V230H69V229L71 227H73V224H74L73 219L72 220L70 219L69 221L66 220L67 222H65V223L55 225V227H53L51 229L50 235H47L48 232H46L45 229L42 228V226L39 225L40 226L39 227L38 222L42 219V216H44L45 214H48V212L44 213V212H42L41 209H36V208H38L43 202L44 203L51 202L53 200V197H49V198L47 197L46 199L42 197L35 202H31ZM141 198H143V197H141ZM260 198H262V197H260ZM82 199H76V200L74 199L75 201L72 200V202H70V203H77V206H78L80 204V202L82 201ZM140 200H142V199H140ZM258 200L259 199H257V201ZM64 203H65V201H64ZM29 204L31 205V207H33V209H36V210L33 212H31V211L28 212V209H27L25 211V208ZM59 204L60 203H58V205L54 206L53 209L61 208L62 203L60 205ZM224 204H227V205H223V209L221 210L222 216L225 217L224 219L226 222H234L235 219H232L234 214L229 213L230 207H231L230 204L226 203V202ZM253 205L255 206V204H253ZM10 206L11 205H9V204H7L6 206L0 205V217L3 216L4 212H6L7 208ZM259 206L260 205H258V207ZM10 208H12V206ZM50 209H52V208H50ZM217 211L221 212L218 209H217ZM72 212H73L72 210L63 211V209H62L60 211V213H63V214L61 215L60 218L64 219L68 216H70V218H72L71 217ZM97 216L101 217V216H103V214H100V212L97 211L95 213L94 217H93V215L91 216V219H95V217L97 218ZM246 216H247V218L250 217L249 215H247L245 213V214H242L241 219H244V217H246ZM9 219H10V221H8ZM79 219H81V218H79ZM254 219L255 220L260 219V220L257 222H252V221H248L247 219H244L238 224H232V225L228 226V229L231 231V234L236 235L233 238L229 237V235L226 231H222V229H220L221 227H219V229H217L214 232V230L216 228H218V227H216L218 225L215 224V226H212V225L209 227L206 226L207 228L205 229V231H204V229L200 230L201 229L200 226L198 227V230L196 227V231H195L196 234L195 235H197V237L193 240L186 239V238L184 240H182L184 237V235H183L182 237H180L179 239H176L175 241L170 240V242H168V240L171 238V237H169L171 230L169 231V233H166L167 235L165 234V236L159 237L157 240L154 241V237H149V235L146 234V232L144 230V226H145L144 221L142 219H138L137 222H138V224L140 223L138 228L144 230L143 231L144 235L142 238L140 237L141 239L139 240V242L137 244H135L134 242L130 243V238H128V234L130 233L128 225L132 224L131 221L134 220L133 217L131 219L126 217L120 223L117 222L118 224L113 228V230H115L116 232H115V234H113V237H110L111 239H113L112 241H109V239H107L108 237H107L106 229L104 228V223H101V222L97 223V221H96V223H95L96 226H95L94 232L91 234L85 235L82 239H79L77 241L79 243V249L77 248L78 254L77 255L74 254V256H76V259H77L76 263L77 264H84V263L94 264V262H96V264H116L117 262H119V260L127 261V259L129 257H133V258H135V257L141 258L142 257L144 260H146V261L148 260V262L150 259L153 262L152 264H234L235 261L236 262L238 261V263H235V264H264V212L258 213L257 217L253 216L252 220H254ZM241 223L244 225L250 224V228L247 226H245L243 228H237L236 226L240 225ZM251 223H253V224H251ZM134 226H135V224H134ZM74 229H75V227L72 229V231ZM212 231L214 232V234L212 236H210L209 238L207 236L206 238L203 239V237H205L206 235L209 234V232H212ZM36 235H39V236L37 237ZM94 238L96 239L97 244H96V248L92 249L93 247L90 244L93 242ZM207 238H208V240H211L212 238H216L218 240L217 243H222L223 241H226V239H229L230 243L229 244H227V243L222 244V250L219 253L220 255H222V256H220V258H219V255H216L214 257H209V253H206L203 256V259L197 260L198 262L195 263L194 261H195L196 257L194 258V256L196 254L194 253L193 249H196L200 245L205 247L204 244H205ZM32 240H33V242H32ZM239 241L243 242L242 245H240L238 248L229 249L230 246H232V245L235 246V245L239 244ZM36 242H38L39 245ZM180 242H182V244H179ZM101 244H102V246H100ZM84 246H86L85 247L86 249L84 251L79 252V250H81ZM101 247H103V249ZM182 247L187 248V249L186 248L184 249V250H186V252H184L181 249ZM157 249H159V250L166 249V250L164 252L154 254L155 250H157ZM55 250H57V249L55 248ZM182 251H183V253L180 254V252H182ZM39 252H41V251H39ZM59 252H60L61 256L66 257V253L63 250L59 251ZM31 258H32L31 262H29V263L25 262L26 260H29ZM67 258H68V255H67ZM71 258H72V256H71ZM246 258H248L250 260L249 263L245 262ZM54 261H55V259H54ZM66 262H67V264H69L68 261H66ZM97 262H99V263H97Z\"/></svg>",
	"mask_w": 264,
	"mask_h": 264
}]
</instances>
